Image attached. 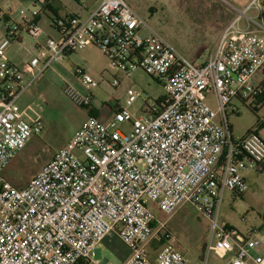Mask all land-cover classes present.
Returning a JSON list of instances; mask_svg holds the SVG:
<instances>
[{
    "label": "built area",
    "instance_id": "1",
    "mask_svg": "<svg viewBox=\"0 0 264 264\" xmlns=\"http://www.w3.org/2000/svg\"><path fill=\"white\" fill-rule=\"evenodd\" d=\"M222 1L233 17L204 62L176 50L126 0H101L85 18L55 17L57 37L38 23L48 0H36L31 11L21 9L19 21L3 20L0 264H91L97 246L114 232L130 249L122 264H193L168 238L166 222L158 220L150 201L168 216L189 202L211 221L205 264L211 253L222 264H264L259 228L244 233L218 219L224 193L246 192L245 171H260L264 161V138L255 129L235 137L227 113L233 99L248 102L263 93L264 0H248L243 7ZM24 36L33 40L34 53L15 64L7 51ZM89 45L99 47L115 70L130 74L140 68L161 81L163 109L155 111L154 104L136 115L131 105L149 97L129 89L112 119L89 115L35 176L22 187L13 185L2 171L45 130V106L38 100H46L44 95L26 103L21 98L54 62ZM76 74L88 90L97 85L81 68ZM88 90L68 82L62 87L78 106L92 104ZM124 122L129 131L120 129Z\"/></svg>",
    "mask_w": 264,
    "mask_h": 264
},
{
    "label": "rangeland",
    "instance_id": "2",
    "mask_svg": "<svg viewBox=\"0 0 264 264\" xmlns=\"http://www.w3.org/2000/svg\"><path fill=\"white\" fill-rule=\"evenodd\" d=\"M126 1L150 28L162 35L188 59L198 62L208 59L218 28L223 25L226 17L227 22L233 17V10L221 0ZM247 1L233 0L232 3L237 7H243ZM23 2L24 0H14L13 4L19 19H22L19 11L21 9L31 11L34 3L32 1V6H29ZM48 30L53 37H57L54 29ZM13 48L9 53L7 51V54L15 57L17 52L15 47ZM78 68L92 76L97 85L89 90L84 89L79 83L80 77L76 74ZM260 75L264 76L263 70ZM65 82L83 91H90L93 94L92 104L90 106L74 104L62 92ZM129 89L140 91L149 97L147 103L138 99L131 105V110L136 115L145 113L148 106L154 105L155 101L165 94L162 82L140 68L130 74L115 70L110 60L97 46L91 45L71 53L61 61L54 62L21 98V102L26 103L37 99L39 95H44L46 100L42 97L38 100L45 106V130L27 142L2 171V176L17 187L24 186L51 159L56 150L66 145L90 112L101 120L112 119L114 108L126 103ZM232 101L227 113L234 134L244 135L255 129L264 138V104L258 100ZM211 104L215 106L214 100H211ZM119 125L124 131H129L131 127L129 122ZM260 166L262 167L260 171L251 170L246 173L249 184L246 192L240 195L229 191L224 193L218 212L221 224L244 233L253 227L260 229L261 225H264V164ZM148 205L158 220H165L168 238H171L174 245L188 255L193 264H205V247L211 234V221L189 202L182 204L170 216L162 212L155 202L150 201ZM105 238L106 240L103 239L96 248V258L107 257L110 264H118L123 257L128 256L130 249L116 232ZM161 244L162 241L156 242L153 248H158ZM222 263L223 260L215 253L209 255L208 264Z\"/></svg>",
    "mask_w": 264,
    "mask_h": 264
},
{
    "label": "crops",
    "instance_id": "3",
    "mask_svg": "<svg viewBox=\"0 0 264 264\" xmlns=\"http://www.w3.org/2000/svg\"><path fill=\"white\" fill-rule=\"evenodd\" d=\"M32 1L35 2L36 0H24L23 3L26 4V5H29V6L31 5L32 6V4H33V3L31 4ZM100 1L101 0H48L47 5H45V6L40 8L41 11H40V15L38 16V23L42 26V28L45 31V33H47L48 35L52 36V33L49 32L48 29H51V28L54 29L53 26H52V21H53V19L55 17L64 16V15H75V16H79L81 18H85V17H87L90 14V12L94 8H96L98 6ZM13 4H14V0H0V17H2V18H0V25L2 24L3 20L6 19V18H12V19H14L16 21L20 20L18 18V15H17L18 14L17 10L14 8ZM230 14H232V13H230ZM226 16H228V15L226 14ZM226 23H227V17L225 18L223 25L218 28V32L216 33L215 42L217 40V37H218L219 33L221 32V30L223 29V27L225 26ZM54 30L56 31V33L58 35L57 30L56 29H54ZM39 40L41 42H43L44 41V36H40ZM32 42H33V40L31 39V37L24 36L22 38V42L21 43H19V42H15V44L13 43L12 44L13 46L11 45L9 47L8 53H9L10 49L15 47V52H17V54L15 53L16 54L15 57H13L12 55L10 56L8 54V57H9L10 61H12L15 64L23 65L24 62L30 56L29 51H32V47H31ZM215 42H214V45L212 47V50H213V48L215 46ZM89 46H91V45H89ZM89 46H87V47H89ZM93 46H95V45H93ZM87 47H85V48H87ZM210 52H212V51H210ZM210 52H209L208 58L211 55ZM31 53H34V52L32 51ZM195 61H197V60H195ZM261 78L264 80V76H262ZM65 83H67V82H65ZM79 83L82 85V87L84 89H87L81 82H79ZM236 99H238V98H236ZM239 100H241V99H239ZM232 103H233V101L230 104L231 106H232ZM233 108H235L234 105H233ZM92 114H94V113H92V112L89 113V115H92ZM230 125H231L232 132L234 134L233 126H232L231 123H230ZM246 134H244V135H235L234 134V136L235 137H244ZM262 164H264V161H263ZM251 170L257 171L256 168H252V169H250L248 171H251ZM248 171L245 172V177H246V173L247 174L249 173ZM246 180H248L247 177H246ZM19 187H22V186H19ZM261 229L264 230V225H261L260 230ZM262 230H261V234L264 236V231H262ZM104 240H106V238H104ZM127 255H129V254H127ZM127 257L128 256L123 257V259L121 261H119L118 264H122ZM95 259H96V261L91 263V264H110L109 259L107 257H104V258H101V257L100 258H96L95 257Z\"/></svg>",
    "mask_w": 264,
    "mask_h": 264
},
{
    "label": "trees",
    "instance_id": "4",
    "mask_svg": "<svg viewBox=\"0 0 264 264\" xmlns=\"http://www.w3.org/2000/svg\"><path fill=\"white\" fill-rule=\"evenodd\" d=\"M261 87H263V93L259 96H257V100L260 101L262 104H264V81L261 84ZM243 102H245V100H242ZM164 96L159 97L156 101H155V107L157 108L155 111H159L161 109H163L164 107ZM94 116H96L95 114H92Z\"/></svg>",
    "mask_w": 264,
    "mask_h": 264
}]
</instances>
